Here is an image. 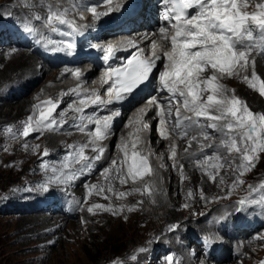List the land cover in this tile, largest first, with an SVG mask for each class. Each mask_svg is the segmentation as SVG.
I'll return each mask as SVG.
<instances>
[{
    "label": "rangeland",
    "instance_id": "374dc122",
    "mask_svg": "<svg viewBox=\"0 0 264 264\" xmlns=\"http://www.w3.org/2000/svg\"><path fill=\"white\" fill-rule=\"evenodd\" d=\"M51 1L55 4L56 7H60L61 4L59 2L55 0H51ZM69 1H74L73 6L71 7L67 6L64 9L59 10V12H53L52 10L51 12H49L48 16H51L53 13H55L56 15L60 16L61 19L67 20L69 22L67 23V25H70L69 26L70 28L74 27L76 30H78V26L74 25V21L78 17L77 7L82 6L79 5L81 0H69ZM238 3H244V0L243 1L238 0ZM247 3H248V7L243 8L242 11H246L249 14H251L259 10L257 8V5L259 3H264V0H247ZM30 4L31 3H27V2L22 3V0H0V44L7 45L6 47L7 50L10 49L9 48L10 45L18 49L20 47H23V45L27 46L25 44L27 43V41H29L30 45L27 46V48L30 49L31 53H35V55H38L43 58L44 56L41 54V52H39V44H40L39 41H41L40 45L42 46H46L48 43L42 38H40L38 34H35V30L37 29H33V28H35L36 26L33 23L29 22L33 18V16L30 15L29 12L26 13L24 10H20L18 8H17L18 10H16V7L29 6ZM85 4L86 6L84 5L82 7H88L90 5V11H91V7L94 5L93 1L86 0ZM111 14L112 12H110V14L108 13L107 15H105V17ZM96 18L97 17L93 16L91 21L96 22L97 21ZM50 24L53 25L52 26L53 28L55 27L54 30L56 31L55 33L48 32V34L52 35L53 37L55 34H58L60 36V37L56 36L54 38L56 39L55 43L51 44L50 47L53 48L63 47L65 28L61 26L62 24L59 21L57 22L53 21ZM89 29L91 31L96 30L94 25H91ZM8 35L9 37L11 35L14 37L18 35L19 36L18 41H20L23 45L17 44V42H14L15 40L13 39L7 38L6 40L4 37L5 36L8 37ZM24 35L27 38V41L25 42L22 40ZM263 35L264 32H261L260 30L253 27L254 38H252L250 41L248 40L244 41V43L247 45H250L251 43L252 44L250 45V47H242V49H238V50L240 51L247 50L246 52L248 55L251 51L257 50L259 55L261 56L260 58L264 60V55L261 54L260 52L262 48V44L264 43ZM256 37H257V41L255 40ZM258 38L260 39L258 40ZM35 41L38 42L39 44L36 43ZM1 50L2 48H0V51ZM45 59H44L45 64L48 65ZM252 61L251 62L253 63L254 67L251 68L250 72H246L243 69L244 72H242V74L238 73L239 76L235 77L236 76L235 75L234 76L235 78L232 77L230 79L231 83L227 82L223 89L225 90V93L227 92L225 94L226 96H228L229 98L236 97L243 100L245 102L246 107L249 110H251L256 115H260V114H264V95L260 93L259 86L261 81L264 79H262L263 77L260 74V70L255 68L256 61L255 60ZM4 65L5 64H0V71L3 70L2 67H4ZM79 65H81V67H78ZM84 65H86V62L82 64H78L77 66L74 65L73 67H71V70L72 72H75L78 67V69H80L79 71L81 70L84 71L83 69ZM60 68H62V66L51 65L49 69L60 70ZM72 74H68L67 76L61 77V79H58L55 83L57 85L60 84L68 85L73 83L79 84L77 88H74V90L72 89V91H76L79 87H83V89L84 87L90 88L89 85L84 86L88 79L83 80L84 78L82 79L76 77L75 75L72 76ZM204 75L205 77H207L210 76L211 74H209L208 71H206ZM222 76H228V75L218 74V80H220ZM245 77H247V79H245ZM259 77L261 78V80ZM30 80L31 81L29 85L31 86H37V84L42 81L41 83L47 84L49 89L48 91H45L44 94H42L43 96L42 102L38 104L39 106H37V108L34 111H32L30 114L31 117L33 118V122L35 123L34 124L35 126L37 121H39L40 119L39 113L41 111L46 110L47 107H49L47 101L50 97V94L56 89V87L55 84L47 83L45 77L40 75L39 76L35 75L33 78H30ZM253 82L256 84V88L251 87V84ZM12 83L18 84L16 79H13L11 81V84ZM91 84H92L91 91L89 89L87 91L85 90L87 92L86 94L77 97L78 99H80L79 100L80 102L81 100H85L86 101L85 105L81 103L78 105L75 104L73 106V108H75L73 109L74 111L73 110H72L73 112L71 111L72 114L76 112L77 111L76 109L78 108L81 110H85L88 106L91 105L90 103L91 99H94L95 96L100 95L93 81L91 82ZM241 90H244L245 93L246 92L250 93V91L253 92L252 95L255 96L256 100L250 98V95L248 93L246 94L244 93L245 95L242 94ZM230 94H232L233 96ZM72 100L75 99L68 100L69 105L73 103ZM248 101L250 102L248 103ZM257 101H259L260 103ZM252 103L256 106H254ZM2 108L7 109V105L3 104ZM17 110H18L17 107L12 108V114L15 115ZM97 112H98L97 108L93 111L90 110L88 112H84V115L82 111L81 112L79 111L77 116L73 118V120H71V122L68 124V127L69 129H71V131L85 138L84 140L87 143V145L92 144V137L89 134L92 130L95 129L96 125L93 126V129L91 130L88 129L89 130L88 131L81 122L84 121L85 118L93 119L95 121V119H97L98 116H99L98 119L100 120H103V118L106 117L105 114L103 115ZM69 116L70 114L67 115V117ZM28 117L29 116H27V118ZM55 120H56V124L54 126L47 127L49 129L48 132L56 134V139H57L56 141H58L57 143H63L65 137L71 132L65 130L64 128H60L61 126H58L57 119ZM221 122H217V123L224 128L223 132L219 131V129L217 130L211 129L210 124L212 123V121L208 120L207 118H199L198 126H200V130H195L190 135H188L189 137L187 136L188 139L184 140L185 155L192 157V154L195 151H199L202 152L205 156L207 155L206 156L207 160L211 158L210 156H213L215 159L217 158L216 160H214L213 163H210L209 165L205 163L206 164L205 169L206 167H208L207 168L208 177L204 179L205 182H207V184L198 185L193 195L194 197L198 198L200 201H203L202 203L215 202L216 204H221V202L223 201L231 202L234 204L236 208L235 210H237L236 212L239 211V206H241V204H239V201L244 200L248 206L250 207L251 205L254 206L255 210H257V212L260 213L261 219L264 220V203H260V201L264 199V151H257L256 152L257 159L254 165L249 169H245L243 167V165L247 163L246 161L243 160V155L245 153L236 152L235 150L229 152L228 148L230 147L231 140L233 138L237 139L238 147L241 146L240 136L244 131H246V129H239L234 127L233 130H227L226 128L227 122H232V121L229 119L224 122L223 121ZM122 125L124 126V123H122ZM43 127L45 128V126H40L39 129H42ZM81 127H83L85 130L81 131L80 130ZM36 132L31 133L27 138L19 134H15L13 128H9V127L4 128L0 132L1 134L0 140L2 142L0 144V264H164L165 261L167 260L166 258H167L168 248L164 249V251L159 250L157 254L152 258L143 256V254L138 251L139 250L138 246L141 245L140 244L141 231L137 227L138 222L136 221L137 223L136 222L132 223L133 219L128 217L130 223L128 225H125L124 222L125 214H123L122 219L117 218L118 216L116 215L121 214L120 213L121 208H118V206H128L129 201L132 200L130 197H134L133 199L135 202V208L136 205L141 204L145 211H152V209L155 208L156 211L162 214L163 211L167 209V206L163 205L160 206L159 208H156L150 203H148L146 197H147V193L149 192V189H147V187H144L142 191L139 190L138 192H136V194H132V196H130L127 202L125 203H123V201H120L118 204L117 198L115 197V202H113L115 206L111 205V203H106V202L98 203L97 202L98 198H96V201H92V199H88L85 196H81L79 200L74 198H69L67 191H70L68 187L71 186L72 180L68 181L67 177L73 176L75 167L81 165V160H78L79 156L73 157L75 158L73 159L75 160L74 163L70 162L69 164H67L68 160L64 159L63 157L61 158L55 154H53V156H48L49 153H47L44 149H40L39 146L40 141L36 136L37 134ZM197 132L201 133V135L204 136L205 138H203L202 140L193 139V137L197 135L196 134ZM3 134L7 135L8 138ZM115 134L116 131L114 133V130L112 134L107 132L105 139L108 140V143L106 145H102V147L105 150L107 149H109V151L110 149L112 150V146L115 144L116 141H118ZM88 135L90 136V138ZM103 140L104 139H102L101 142H103ZM122 141L124 142L126 141V143L130 147L131 151L129 153V159L123 160L124 153L121 148L122 144L119 145L117 149V154L120 157H122L123 160L122 167L128 177V181H127L128 187H133L137 181L136 179L134 180L131 177V175L128 173V164L131 162L132 151H136L137 153L140 154L141 153L140 150L142 151L143 145L139 139L131 135L129 136L128 134L124 136ZM84 143L80 144L79 146H83ZM134 144L135 147H133ZM249 144H251V142H249ZM198 147L200 149L195 150ZM187 150H189L188 153H186ZM119 156L118 159L120 160ZM158 158L160 159V157ZM197 159L199 158H195V160ZM112 160L113 159H111V161ZM164 160L165 159H163L162 162V166H164V170L162 174L160 172H157L156 168L154 170L152 169L153 166L149 160L148 161L149 166L151 164L152 167H149V171L146 172L142 177H138V178H140L147 184V181H149L151 176L154 175L156 176L155 177L156 180L154 179L156 181L155 190H158L157 186H160L162 188L164 186L163 181L165 179L164 173L169 169V166H172L171 159L168 163H166V160L165 161ZM93 162L97 164L95 161ZM116 164L119 165V163ZM185 164L186 162L184 163V166ZM154 165L157 166L156 164ZM217 165H219L220 168L219 167L217 168ZM114 167L117 168V170ZM110 168L114 173H118V167L114 166L113 163H110ZM100 171L101 168L99 170H95L89 176H93V178L98 177V175L102 174V172ZM101 176L98 177L99 180L92 183L91 185L92 187L93 185H95L94 188L103 187V185L101 184V180H102ZM171 180L172 177L171 175H169L166 178V182L170 183ZM214 181H218V182L213 183ZM238 181H242V183H238ZM76 187L82 188L83 187L82 183L77 185ZM45 188L48 189L47 192L45 191ZM103 189H105V187H103ZM57 192L59 195L65 196V198H61V199L67 200V202L72 205H77L73 208L74 211L72 210L71 213L69 214H65L62 211L63 209L61 207L62 202L59 201L60 199H58V194H56ZM108 192L111 193L110 186ZM171 192L172 195H177L178 193V191L176 190ZM204 194L208 196L204 197L203 196ZM107 198L108 197H106V199ZM93 204H102L105 206V209L111 208L113 212L105 209H94L93 212L90 213L88 211V208L91 207ZM77 207L79 210L77 209ZM82 208L84 209V211ZM251 211L254 212V210H250V213ZM230 212L232 211L231 210L228 211V213ZM71 221L75 223L74 228L70 227V225L68 224L71 223ZM196 221L197 222L208 221V216L204 215L203 217L196 219ZM256 222L257 221H255V223ZM247 224L248 223H245L244 225ZM252 229L254 231H252L249 234V236L251 235L252 237L251 243L247 248V250H249L248 252L249 255L246 254H244L243 256L240 255L239 258L241 260L242 259L244 260L245 262L244 264H261L262 261L264 262V224H263V229L262 228L261 229L252 228ZM174 232H178V229H174L172 233ZM212 233L214 232L207 233L200 231L198 229L197 235L194 236L197 237L198 235L200 236V235H205V234L207 235ZM170 235H171L170 233L163 231L158 237V241L160 242L159 246L164 245L165 247H168L171 241ZM187 240L190 242L186 244ZM181 242L185 244V248L183 251L185 253L188 252L189 254H191L193 258L196 257L195 252L197 246L202 249L201 240H199V238L194 239L184 236L181 239ZM193 243H195L196 245ZM159 246L156 245L157 248ZM198 251H199L198 252L199 257L207 258L206 256L202 255L204 254L202 253L204 252L203 250L202 252L200 250ZM174 259L175 258L172 259L170 264H178V262ZM236 259H232L227 264H237L238 262Z\"/></svg>",
    "mask_w": 264,
    "mask_h": 264
},
{
    "label": "bare ground",
    "instance_id": "6f19581e",
    "mask_svg": "<svg viewBox=\"0 0 264 264\" xmlns=\"http://www.w3.org/2000/svg\"><path fill=\"white\" fill-rule=\"evenodd\" d=\"M55 1H57L61 4L60 7H56L55 4L51 0H22V3L27 2V3H31V4L29 6L16 7V10H18V9L24 10L26 13L29 12V14L33 16V18L29 22L33 23L36 26V27L34 26L35 28H33V29H37V30H35V34H38L39 37L42 38L43 40H45L48 44L53 43V40L49 37L50 34H48V32H52V33L54 32L55 33V31H56V30H54L55 27L53 28L52 27L53 25H51L49 20H48L49 12H51L52 10H53V12H59V10L64 9L67 6L68 7L73 6V2H74V1H69V0H55ZM85 1L86 0H81L79 5H82V6L85 5L86 6ZM92 1H93L94 5L93 6L91 5L92 6L91 9L95 8L97 13H101V14L109 13L110 14L109 8H111V9L113 7L115 8L119 0H111V3H108L107 0H92ZM114 8H113V10H114ZM251 8H252V6H251ZM111 12H113V11L111 10ZM91 15H94L95 17H97L96 22H91L92 25H94L96 27L97 25L100 24L99 26H97L98 29L103 28V26H104L103 22L102 23H100V22L104 21L105 18L108 16H106V17H105V15H99L98 16V15L94 14L92 11H91ZM25 20H26V18H25ZM74 23H77L78 26H80V23L78 22L77 18L74 21ZM90 26L91 25H87V26H85V28H87L90 33H94L93 30L91 31L89 29ZM106 33H107V30H104L103 32H100V34L96 33V35L103 36V34H106ZM82 35L85 36L86 34L83 33ZM92 37H93V35H92ZM4 38L6 40H7V38L9 39V35H8V37L5 36ZM36 41H38V40H36ZM83 43L85 46V39H83ZM6 47H7V45L0 44V48H2V50L0 51V64H5L4 67H2L3 70L0 71V132L4 128L9 127V128H13V130L15 131V134H19V135L23 136L22 130H23L25 123L28 121V118L31 116L30 115L31 112L34 111L37 108V106H39L38 104H40L42 102V100H43L42 94H44L45 91L49 90L48 85L45 83H41L42 81L40 83H38L37 86L29 85V83L31 81L30 78H33L35 75L36 76H39V75L43 76V77H45V80L47 83L55 84V87H56V89L50 94V97L48 99V100H52L54 103H56L58 105L57 108L55 109L54 113H53V118L57 119V124H58V126H61L60 128H64L65 130H68L71 133L65 137V139L63 140V143H57L58 141H56L57 140L56 134L48 132L49 129L47 127H45V128L43 127L44 129L43 128L39 129L40 131H38V132L35 131L37 133L36 136L38 137V139L40 141V145H39L40 149H44L47 153H49L48 156H53V154H55L61 158L63 157L64 159L68 160L67 164H69L70 162L74 163L75 160H73V159H75V158H73V157L79 156V152H80V148H81V146H79V145L85 142V140H84L85 138L83 136H81V135L79 136L76 133H74L73 131H71V129H69V127H68V124L71 122V120H73V118H75L77 116V114L79 112V111H76L73 114L71 113V111L73 109H75V108H73V106L75 104L78 105L81 103L79 101L80 99H78L77 97H80L81 95L86 94L87 93L86 91L88 89L90 91L92 90L91 82L94 80V78L96 76L95 70L87 71L86 73L82 70L80 71L81 76L79 78H82V79L84 78L83 80L88 79L84 86L89 85L90 88L84 87V89H83V87H79L76 91H72V89L74 90V88H77V86L79 84L73 83V84H68V85H65V84L57 85L55 82L58 79H61V77L67 76L68 74L73 73L72 76H74L75 72H72L71 67H73L74 65L77 66L78 64H82L81 62H83V61L84 62L87 61L84 55H82L83 56L82 61H80L79 63L76 62V64H71L70 66H62V68H60V70H58V69L57 70H50L49 69L50 65H46L45 61L42 57L35 55V53H31L29 48L20 47V48L16 49L10 45V47H9L10 49L7 50ZM12 48H14V49H12ZM239 49H242V48H239ZM244 51L246 52L247 50H244ZM79 54H81V52H79ZM260 57L261 56L259 55L257 50L251 51L248 55V65L244 69V71L250 72L251 68L254 67L252 60H255L256 61V65L254 64L255 68L260 70V74L263 77L262 79H264V60ZM257 65H259L260 67ZM78 67H81V65H79ZM78 67H77V69H78ZM42 69H44V70H42ZM73 71H74V69H73ZM207 71L209 74H212L211 70H207ZM244 71L243 70H239V72L237 71V73L235 74L236 76L235 75H233V76H222V78L220 80H218V83L221 84L224 88V86L226 85L227 82L231 83L230 79L232 77H234V76L237 77V76H239V74H242V72H244ZM13 79H16L18 84H15V83L11 84V81ZM260 80H261V78H260ZM242 82H243V79H242ZM95 86L99 92L100 87L97 85H95ZM93 88H94V86H93ZM81 89H83V90H81ZM230 90H232V89H230ZM241 93L244 94L245 93L244 90H241ZM246 93H248V92H246ZM248 94L250 95V98H253L254 100H256L255 96L252 95L253 92L250 91V93H248ZM230 95H232V94H230ZM246 96H243V97H246ZM69 99H75V100H72L73 103L71 105L68 104ZM249 102L250 101H248V103ZM257 102H259V101H257ZM3 104L7 105V109L2 108ZM98 106H99V103L96 105H90L88 107L86 106L87 108L85 110H81V111L84 115V112H88L90 110L93 111L96 108H98ZM254 106H256V105H254ZM14 107L18 108L15 115L12 114V108H14ZM69 114H70V116L67 117V115H69ZM27 116H29V117L27 118ZM98 118H99V116H98ZM121 120H122L121 118L116 120L118 122V124L115 122V125L113 128V130L116 131L115 136H116L118 141H116L115 144L112 146V150L110 149V151H109V149H107L104 151V153L102 154V158L99 161L95 160V156L98 155L99 153L93 150V147H94L93 143L89 144V145H87L86 142L84 143V145H83L84 146V155L88 159L87 160H81L79 157L78 160H81V165L75 167V170L73 173L74 179L71 182V186L68 187V189L70 191H67V194L69 195L68 197L79 200V198L81 196H85L88 199H92V201H96V198H98L97 199L98 203L106 202V203H111V205L115 206V204L113 203V202H115V197L117 198L118 204L120 201H123V203H125L129 199V197L132 196V194H136V192H138L139 190L142 191L144 187H147V189H149V192L147 193V197H146L148 203H150L151 205H153L156 208H159L160 206H163V205L167 206V209L164 210L162 214H160L158 211H156L155 208H153L152 211H145L141 204L136 205V208H135V202L133 199L134 197H130L132 200L129 201L128 206H118V208H121V210H120L121 214L116 215V213H115V215L118 216L117 218H119V219H122L123 214H125L124 215L125 225H128L130 223L128 220L129 219L128 217L133 219L132 223L133 222L135 223L136 221L138 222L137 227L141 231V238H140L141 241L139 240L141 245L138 246V248H139L138 251L141 252L143 254V256L152 258L153 256H155L157 254V252L159 250L164 251V249L168 248L167 257L171 254L172 257L175 258L174 260H176L178 262V264H211L210 261L208 260V258H202V257L198 256V252H199L198 250H201V248H199V247L196 248V250L198 252L196 253V257H194V258L188 252L185 253L183 251L185 248V244H183V242H181V239L184 236L189 237V238H196V236H194V235H197L198 229L200 231L207 232V233L208 232H214L215 230L220 228V224H218V221L221 220V218L224 217L225 214L228 213V211H230V210L233 212L236 211L234 204L231 202H224L223 201V202H221V204H216L215 202L202 203L203 201H200L198 198L194 197V195H193L194 191L198 185H202V184L206 185L207 184V182H205V180H204V179H206V177H208L207 176L208 175V170H207L208 167H206V169H205V165H206L205 163H207V165H209L210 163H213L214 160H216L217 158L215 159L213 156H210L211 158H209L207 160V157H206L207 155L205 156L204 154L202 156H200L199 159H197V160H195L194 157H190L185 161L186 162L185 166L183 165L184 167L179 172L174 171L172 169V166H169V169L167 168L168 170L166 169L167 171H165V173H164V178H165L163 181L164 186L161 185V186H163L162 187L163 189L160 186H157L158 190H155V188H156L155 177L156 176H154V175H152L151 178L149 179V181H147V184L143 180H141L140 178L137 177V178H135L137 181L135 183V185L133 187H128V184H127L128 177H127L126 172L124 171V169L122 167V163H123L124 159H126V160L129 159V153L131 150H130L129 145L126 143V141L125 142L122 141L124 136L127 135V129L125 127H123V128L119 127V125L121 124ZM32 123L34 126L35 123L33 122V118H32ZM81 123H83L86 130L93 129V126L95 125L94 120L89 119V118H85V120L82 121ZM196 130H200V126L196 127ZM4 136L7 137V135H4ZM219 136H221V135H219ZM0 137H1V134H0ZM188 137H186L185 139H188ZM195 137L197 140H202L203 138H205L204 136L201 135V133H198ZM89 138H90V136H89ZM218 141H220V140H218ZM1 143L2 142L0 140V144ZM107 143H108V140L104 138L103 142L96 143L95 146L96 147H102V145H106ZM153 143L155 144L156 141H153ZM183 143H185L184 140H183ZM120 144H122L121 148L123 150V153H124V145L126 144L128 147V157L126 158L125 155H123V160H122V157H120L117 154V149H118ZM222 145H223V143H222ZM163 149H164V141H162L159 145H156V151L157 152H162ZM197 149H200V148L198 147L195 150H197ZM188 152L189 151H187L186 153H188ZM118 156H119L120 160L118 159ZM111 159H113L112 161L115 160L117 163H119L120 166L117 164L114 165V166L118 167V173H114L111 170V168H110V163H112ZM165 160H166V163H168L170 161V159H165ZM93 161H95L97 164H95ZM89 167L91 168L90 171H89ZM100 168H101V170L102 169H108L109 170L107 173L100 171V172H102V174H101L102 176L97 174L98 177H100V176L102 177L101 184L103 185V187H105V189H103V187L102 188H94L91 186L92 183L99 180V178L98 177L93 178V176H89V175L92 172H94L95 170H99ZM115 169L117 170V168H115ZM169 175H171L172 180L170 183H167L166 178ZM121 178H123L126 182L121 183ZM217 182L218 181H214L213 183H217ZM81 183H82V186L84 188L83 187L82 188L76 187L77 185H79ZM109 186L111 187V193L108 192ZM81 189H83V190H81ZM219 189H221V188H219ZM175 190L178 191L177 195H172L171 191H175ZM206 190H208V189H206ZM120 192H125L129 195L126 194L125 196L121 197L119 195ZM56 194H58V192ZM203 196L207 197L208 195L204 194ZM106 197H108V198L106 199ZM212 197H214V196H212ZM61 198H65V196L58 194V199H61ZM185 205H187V207H185ZM77 209H78V207H77ZM249 209L254 210L253 216L256 217V219H254L253 216L251 218L244 216V218H243L244 221H243L242 225L245 223H250L251 221H253V223H255V221H258L260 219V213L259 212L257 213V210H255L254 206L251 205V207ZM85 210H86V208H85ZM83 211H84V209H83ZM112 212H113V210H112ZM52 214H54V213H52ZM236 214H237L238 219L242 215L241 212H238ZM204 215L208 216V221H203V222H197L196 221V219L203 217ZM60 216H62V215H60ZM68 224L72 228L75 227L74 226L75 223L73 221H71V223H68ZM174 225L177 226L174 229H178V232L172 233L174 231L172 226H174ZM236 227L238 229V227H240V226L237 225ZM255 228L256 229H258V228L263 229V225L261 226V224H257L255 226ZM163 231L171 234L170 235L171 241H170V244L168 245V247H165L164 245L159 246L160 242L158 241V237ZM123 233H122V235H123ZM248 236H249V234H248ZM187 242H188V240H187ZM187 242H186V244H187ZM129 243H130V241H129ZM156 245L159 247L157 248ZM248 252H249V250L246 249L245 254L249 255ZM202 253H204V252H202ZM236 258H237L236 260L238 262L237 264H244L245 263L243 259L241 260L239 257H236ZM134 260H136V259H134ZM230 261L231 260H228L224 264H227ZM170 263H171V261H168V259H167L164 264H170ZM262 263H264V262L262 261L261 264Z\"/></svg>",
    "mask_w": 264,
    "mask_h": 264
},
{
    "label": "snow or ice",
    "instance_id": "6c2138e0",
    "mask_svg": "<svg viewBox=\"0 0 264 264\" xmlns=\"http://www.w3.org/2000/svg\"><path fill=\"white\" fill-rule=\"evenodd\" d=\"M107 2L111 3V0H107ZM247 7V0H244V3H238V0H173L170 13L164 16V20L175 29V34L171 36L172 51L166 54L169 63L165 65L164 71L158 73L157 77L162 82L163 90L170 94L179 92V95L183 97V107L193 113L195 118H207L212 121L211 129H219L223 132L224 128L217 122L229 119L232 122L226 124L227 130H233L234 127L246 129L240 136L241 146L238 147L237 139L233 138L228 148L229 152L235 150L245 153L243 155V160L247 162L243 165L245 169L254 165L257 151H264V114L256 115L246 107L243 100L226 96L223 86L218 83V74L233 76L238 70L245 69L248 65V54L238 49L250 47L244 41H250L253 38V27L264 32V3H259L257 5L259 10L251 14L242 11ZM193 8H197L198 11L189 16V10ZM111 10L109 8V12ZM91 11L98 16L108 14L97 13L95 8H92ZM48 20L50 23L54 20L61 24L69 23L55 13L49 16ZM173 20L175 23H172ZM158 31L161 35H165L167 29L161 27ZM152 46L155 49V42ZM67 47L74 49L76 45L69 43ZM113 51V46L107 48L109 54H112ZM160 59L161 57L157 56L155 52H153V59H144L142 53L137 52L127 59L123 68L114 72L110 70L107 73V79H111L113 75L116 79L114 88L109 89L111 99L108 103H112L113 99L116 102H121L125 99V94H132L139 86L145 85L155 69L156 61ZM207 70H211L212 74L205 77L204 74ZM74 75L81 76L79 69L75 71ZM177 85H182L183 88H179ZM251 87L256 88V84L253 82ZM259 91L264 95V80L260 83ZM85 103V100H81V104ZM90 103L96 105L103 101L99 96H95ZM152 103H156V101L153 99ZM47 104L49 107L39 113L40 119L35 127L32 117L28 118L22 130L23 137H29L31 133L38 131L40 126L52 127L56 124L53 113L58 105L52 100H48ZM76 110L81 111L79 108ZM116 115L119 113L117 112ZM177 116H179V110H177ZM161 117H163V109H161ZM111 119L106 116L103 120L96 119L94 121L96 127L91 135L93 150L99 153L95 156L96 161L102 158L105 151L103 147L95 146L96 141L106 138ZM160 123L163 124L164 120L161 119ZM80 130L83 131L84 128L82 127ZM161 135H167L163 128ZM193 139L196 137L194 136ZM124 155L126 158L128 157L126 144L124 145ZM174 155L175 152H173ZM79 157L81 160L88 159L84 155V146L80 148ZM112 163L115 165L117 162L112 161ZM101 171L107 173L109 170L102 169ZM148 171L147 157L132 151L131 162L128 164V173L131 177L133 179L142 177ZM73 179V176L67 177L68 181ZM125 182L121 178V183ZM238 183H242V181H238ZM45 191L47 192L48 189L45 188ZM119 195L123 197L126 193L120 192ZM244 203V200L239 201L241 205ZM260 203H264V199ZM94 209H105V206L93 204L88 208V211L92 213ZM105 210L112 211L111 208ZM172 227L174 229L177 226ZM204 246L207 247V243ZM167 259L172 261V255L170 254Z\"/></svg>",
    "mask_w": 264,
    "mask_h": 264
}]
</instances>
